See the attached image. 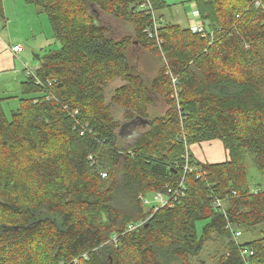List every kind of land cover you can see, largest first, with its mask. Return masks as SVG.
Segmentation results:
<instances>
[{
	"label": "trees",
	"instance_id": "obj_1",
	"mask_svg": "<svg viewBox=\"0 0 264 264\" xmlns=\"http://www.w3.org/2000/svg\"><path fill=\"white\" fill-rule=\"evenodd\" d=\"M24 1L44 11L59 47L20 83L10 119L0 97V264H191L215 236L227 240L217 264H245V248L264 264V186L251 193L246 164L251 154L264 184V0H195L203 33L157 19L167 6L149 0L150 38L144 0ZM97 11L131 33L112 36ZM133 47L159 61L152 77L133 68ZM158 98L166 111L150 117ZM121 129L133 136L123 146ZM211 140L226 161L190 154ZM181 182L145 210L147 193L168 198ZM227 226L261 236L241 243Z\"/></svg>",
	"mask_w": 264,
	"mask_h": 264
},
{
	"label": "rangeland",
	"instance_id": "obj_2",
	"mask_svg": "<svg viewBox=\"0 0 264 264\" xmlns=\"http://www.w3.org/2000/svg\"><path fill=\"white\" fill-rule=\"evenodd\" d=\"M166 4V8L162 11L156 12L157 19L161 18L165 23H172L181 26L182 28H189V25L198 18L195 15V0H162ZM16 2V3H14ZM22 2V3H21ZM10 19V20H9ZM97 19L101 24L107 26L112 36L119 38L131 33V27L121 21L115 20L109 15L97 11ZM199 19V18H198ZM0 31L7 34L9 31L14 36V42H19L26 48L27 65L33 68V65L38 61V57H42L45 53L51 49H58L59 44L54 40L52 31L48 22V19L44 11L34 5H27L22 0H14L6 2L5 18L0 19ZM135 62L131 61L133 68L142 73L144 77L150 78L156 72L159 67V61L152 58L148 53L142 51L140 55H137ZM135 63V64H134ZM17 68L15 73L8 76L0 75V97L7 95V99L3 101V109L8 119L11 118V112L15 111L19 107L20 98V81L21 71L25 66L20 62L16 63ZM119 82V83H118ZM122 85L119 79L113 80L110 85L105 88L106 95L108 92L116 89ZM4 91H8L6 94ZM166 106L160 101L153 105V108L149 109V116L154 117L159 114H163L166 111ZM115 117L121 120V113L119 110H114ZM123 122V121H122ZM144 123L133 125L138 126L136 132H140L145 129ZM124 129V128H123ZM121 129L119 137V145L123 146L131 142L133 136H130L128 131ZM193 145V144H192ZM189 151L191 153V146ZM192 154V153H191ZM247 164V178L250 188L255 186H264L263 179L257 168L255 167L254 158L251 154H246ZM166 200L165 197H163ZM145 210L149 211L152 207L161 206L162 203L156 199V194L147 193L145 195ZM206 223L204 221L196 222L197 235L201 234L202 227ZM261 236L258 228L255 230L243 231L242 235L235 241L241 243L250 242L258 239ZM227 240L214 237L212 241L208 242L199 256L192 258L191 264H217L220 258L224 256L227 248H225ZM162 259V257H161ZM163 261V259H162ZM165 261V258H164ZM170 262V261H169ZM249 264H254L253 261Z\"/></svg>",
	"mask_w": 264,
	"mask_h": 264
},
{
	"label": "crops",
	"instance_id": "obj_3",
	"mask_svg": "<svg viewBox=\"0 0 264 264\" xmlns=\"http://www.w3.org/2000/svg\"><path fill=\"white\" fill-rule=\"evenodd\" d=\"M8 1H11V0H3L4 13H6V2ZM22 1L25 3L24 0ZM27 5H30V4H27ZM13 38L14 36L12 35L10 31L7 34H4L2 31H0V75L8 76L12 73H15L16 70H20L16 66V63L20 62L21 64L25 66L19 72L21 73V81H20L21 83L25 79L29 71L34 72L37 69L39 63L37 61L33 65V68L26 66L28 64L27 63L28 60L26 58V48L21 43L14 42L15 39ZM15 45L23 46V52L19 54L14 53L12 51V47ZM142 51L143 50L137 47H133L130 50V55H129L131 58V61L135 62L134 60H137L136 59L137 55H140ZM114 90L115 89H113V92ZM4 92L6 94L8 93V91H4ZM111 94H112V91L108 92V95H106V92H105L107 99L110 98ZM1 98H7V95ZM157 100H160L163 103V100L158 98L154 101L153 105L157 102ZM153 105L150 106L151 109L153 108ZM159 115H162V114H159ZM191 153L194 159L201 163H212V164L221 163V162L226 161V159L228 158L227 151L224 149L223 144L219 140H211V141L202 142L199 144H193L191 146Z\"/></svg>",
	"mask_w": 264,
	"mask_h": 264
},
{
	"label": "built area",
	"instance_id": "obj_4",
	"mask_svg": "<svg viewBox=\"0 0 264 264\" xmlns=\"http://www.w3.org/2000/svg\"><path fill=\"white\" fill-rule=\"evenodd\" d=\"M142 7H144V8H147V9H149L150 10V12H151V7H150V4H149V0H144V3L142 4ZM151 14H152V17H153V32L151 31V30H147V36L150 38V37H152V36H154V34H155V31L157 30V28H158V26H159V21L155 18V15H154V13L153 12H151ZM195 15H196V17H197V13H195ZM189 28H190V30L193 32V33H195V32H197V33H203V25H202V23L199 21V19L197 18L196 20H195V22H192L190 25H189ZM12 51L14 52V53H16V54H19V53H21V52H23V46H19V45H15V46H13L12 47ZM34 74V72H31V71H29L28 72V75H33ZM183 168H184V170H185V172L186 171H192V169L191 168H189L188 166H187V164L185 165V166H183ZM183 189V187H182V182L179 184V187H178V189L177 190H175L174 192H172V191H168V193L169 194H171V195H169V197L168 198H166L165 196H162V195H160V194H156V199L157 200H159L161 203H162V205H165L166 203H168V201L171 199V198H174V197H176V195L178 194V191L180 192V190H182ZM251 193H253V194H257V193H259V190L258 189H252L251 190ZM163 197H165L166 198V200H164L163 199ZM175 199V198H174ZM212 201H213V207L216 209V210H219V211H221L222 213H224V200H222V199H220V198H217V197H215V198H213L212 199ZM144 203H147V201L146 200H144ZM142 225V222H140L139 224H137V225H129L128 226V230H135L136 228H138L139 226H141ZM227 229L231 232V235H232V237L233 238H235L236 240H238V238L242 235V233H241V231H232V229H231V227L230 226H227ZM241 256H242V258H243V261H244V263L245 264H249L248 263V258H250V256H252L253 255V250H249V249H247V248H245V249H242L241 250Z\"/></svg>",
	"mask_w": 264,
	"mask_h": 264
},
{
	"label": "water",
	"instance_id": "obj_5",
	"mask_svg": "<svg viewBox=\"0 0 264 264\" xmlns=\"http://www.w3.org/2000/svg\"><path fill=\"white\" fill-rule=\"evenodd\" d=\"M36 58H38V56H36Z\"/></svg>",
	"mask_w": 264,
	"mask_h": 264
}]
</instances>
